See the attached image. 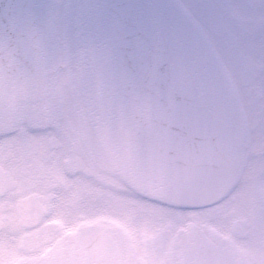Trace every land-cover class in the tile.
I'll return each mask as SVG.
<instances>
[{"label": "flooded vegetation", "instance_id": "af4514ba", "mask_svg": "<svg viewBox=\"0 0 264 264\" xmlns=\"http://www.w3.org/2000/svg\"><path fill=\"white\" fill-rule=\"evenodd\" d=\"M81 68L82 64L62 78L52 69L25 82L11 100L15 114L0 117V264H69L71 247L84 226H99L119 242L126 258L141 264V258L131 253L123 228L130 214L140 218L142 237L157 239L153 249L158 254L146 264H178L181 237L190 228L203 227L207 215L221 222L215 231L203 227L209 238L243 261L257 247L250 257L255 264H264V203L244 211L235 204L231 209L224 205L207 212L179 213L164 211L129 187L99 140L83 94ZM262 127L253 125L256 148L247 176L255 175L252 182L264 194ZM148 210L151 226L158 228L163 212L171 228L147 235ZM229 214L233 219H228ZM235 223L245 225V237L235 235Z\"/></svg>", "mask_w": 264, "mask_h": 264}, {"label": "water", "instance_id": "95a60500", "mask_svg": "<svg viewBox=\"0 0 264 264\" xmlns=\"http://www.w3.org/2000/svg\"><path fill=\"white\" fill-rule=\"evenodd\" d=\"M112 2L113 0H108L104 4L102 1L106 9L99 10V13L103 27L107 31L104 52L118 61V53H120L117 45L118 30L113 24L115 18H124L125 14L122 11L116 13L112 9ZM133 8L142 18L141 22L147 37L151 38L150 44L158 48V70L155 76H149L148 71H142V75L139 71H134L130 77H127V82L122 75L112 80L104 104L102 121L106 124L105 128L114 132L112 133L114 138L133 141V147L127 146V166L131 170V166L135 163V168L139 169V163L133 156L147 157L146 150L139 152V137L143 132L148 134L146 127L149 125L154 129L158 128L157 119L165 121V118L155 113L153 106L157 102L152 98L164 96L167 100L187 109L185 117L190 116V119L196 123L194 125L196 132L202 135L204 140L207 138L218 150H223L225 155H221L220 160L228 156L233 167L221 170V167L214 166L208 173L197 171L192 173V179L195 180L191 181V177L185 174L189 170H177L176 164L174 165L177 171H169L164 179L151 170L153 166L145 164L142 168L146 174H141L142 176L139 177L133 174V177L142 180L143 184L155 193L166 192L174 199L191 197L193 193L188 192V185L205 183L207 178L217 177L215 184L226 188L234 181L237 174L236 167L239 163L236 148L241 138L242 121L237 108L229 104L231 97L217 75L216 69L219 65L206 64L203 61V52L194 48L190 38L183 37L179 29L186 22L183 16L179 14L161 16L154 10L146 11L137 1L133 3ZM129 16L127 14V20ZM135 41H146V39L139 38L137 34L127 33V51L123 53L127 68L134 62L132 46ZM121 57L120 55V60ZM139 112L147 121V125L143 126L142 130L137 116ZM201 114H204L203 118ZM131 130L134 133L129 134L128 131ZM208 146L205 144L209 150ZM149 179L151 180L148 181ZM164 181L166 185L163 184Z\"/></svg>", "mask_w": 264, "mask_h": 264}, {"label": "rangeland", "instance_id": "374dc122", "mask_svg": "<svg viewBox=\"0 0 264 264\" xmlns=\"http://www.w3.org/2000/svg\"><path fill=\"white\" fill-rule=\"evenodd\" d=\"M58 1L60 3L63 2V0H58ZM261 9L264 10V5L261 7ZM244 39L247 41V44H244L241 49L245 52L246 57L249 58V59L252 58L251 60L257 58V61H255V60H253V61L257 62L258 65H260V63H262L261 60H263V65H264V41L261 44V46L258 47L257 46L258 42H257V36L256 35H254V36L245 35ZM250 42L253 43L252 46L248 45V44H250ZM255 48L258 49V55L259 56L256 54ZM253 52L257 55V57H255L253 55ZM263 81H264V73H263Z\"/></svg>", "mask_w": 264, "mask_h": 264}]
</instances>
